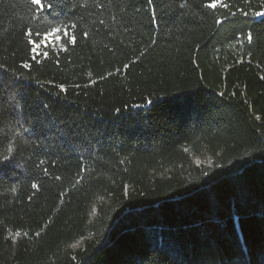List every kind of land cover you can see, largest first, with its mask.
<instances>
[{
	"label": "trees",
	"instance_id": "trees-1",
	"mask_svg": "<svg viewBox=\"0 0 264 264\" xmlns=\"http://www.w3.org/2000/svg\"><path fill=\"white\" fill-rule=\"evenodd\" d=\"M0 264H264V0H0Z\"/></svg>",
	"mask_w": 264,
	"mask_h": 264
},
{
	"label": "snow or ice",
	"instance_id": "snow-or-ice-1",
	"mask_svg": "<svg viewBox=\"0 0 264 264\" xmlns=\"http://www.w3.org/2000/svg\"><path fill=\"white\" fill-rule=\"evenodd\" d=\"M60 0H30V7H34L36 11L40 12L42 15L45 13H51L52 11L55 10V6L57 3H59ZM210 7H215L216 4H210ZM56 32H59V29L55 30ZM65 36H67V33L65 34ZM70 43H74L75 42V37H71L69 39ZM35 51V49H33ZM17 135H20V133H17ZM8 151H12V148L9 147ZM5 159H7V157H5ZM41 163H43V161H41ZM33 188L36 187L35 184L32 185Z\"/></svg>",
	"mask_w": 264,
	"mask_h": 264
},
{
	"label": "rangeland",
	"instance_id": "rangeland-1",
	"mask_svg": "<svg viewBox=\"0 0 264 264\" xmlns=\"http://www.w3.org/2000/svg\"><path fill=\"white\" fill-rule=\"evenodd\" d=\"M56 41V36L55 34H49L47 36H45V39L43 41V45L42 47H45V46H48L49 44H53L54 42ZM41 46H36L35 47V53H40L41 49H42Z\"/></svg>",
	"mask_w": 264,
	"mask_h": 264
}]
</instances>
